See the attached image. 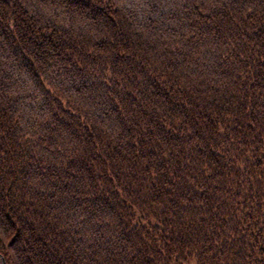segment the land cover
<instances>
[{"label": "trees", "instance_id": "obj_1", "mask_svg": "<svg viewBox=\"0 0 264 264\" xmlns=\"http://www.w3.org/2000/svg\"><path fill=\"white\" fill-rule=\"evenodd\" d=\"M262 261L264 0H0V264Z\"/></svg>", "mask_w": 264, "mask_h": 264}, {"label": "rangeland", "instance_id": "obj_2", "mask_svg": "<svg viewBox=\"0 0 264 264\" xmlns=\"http://www.w3.org/2000/svg\"><path fill=\"white\" fill-rule=\"evenodd\" d=\"M189 264H195V262L189 263Z\"/></svg>", "mask_w": 264, "mask_h": 264}, {"label": "snow or ice", "instance_id": "obj_3", "mask_svg": "<svg viewBox=\"0 0 264 264\" xmlns=\"http://www.w3.org/2000/svg\"><path fill=\"white\" fill-rule=\"evenodd\" d=\"M251 11V10H250ZM262 264H264V261H262Z\"/></svg>", "mask_w": 264, "mask_h": 264}]
</instances>
